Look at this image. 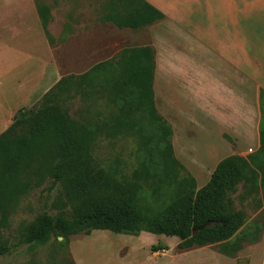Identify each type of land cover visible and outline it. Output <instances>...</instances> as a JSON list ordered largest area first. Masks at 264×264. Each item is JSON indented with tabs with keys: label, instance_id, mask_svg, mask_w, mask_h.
Returning a JSON list of instances; mask_svg holds the SVG:
<instances>
[{
	"label": "trees",
	"instance_id": "obj_1",
	"mask_svg": "<svg viewBox=\"0 0 264 264\" xmlns=\"http://www.w3.org/2000/svg\"><path fill=\"white\" fill-rule=\"evenodd\" d=\"M132 5L126 13L113 9L102 21L135 31L165 19L146 0ZM38 12L49 36V10L43 7ZM154 71L150 47L126 49L116 64L102 63L81 76L62 78L35 109L14 116L15 124L0 135V235L31 186L50 179L61 188L64 201L56 214L39 217L19 246L43 245L54 233L68 237L101 230L138 237L146 232L178 238L181 250L218 246L222 255L234 258L245 244L260 242L263 226L258 219L248 222L233 199L244 181L255 188L252 180L258 174L251 159H224L208 184L198 189L175 158L172 128L155 107ZM78 93L88 103L102 98L108 104L128 105L130 111L121 109L122 117L104 118L101 126L81 122L69 107ZM260 100L263 112L264 91ZM137 113L146 120L144 125L138 123ZM18 124H27L28 131L17 134ZM128 134L141 138L148 156L126 181L116 176L114 167L96 162L93 144L98 137L109 140ZM181 171L186 173L183 178ZM205 225L209 226L200 230ZM13 248L0 244V258ZM164 250L160 245L152 247L154 253Z\"/></svg>",
	"mask_w": 264,
	"mask_h": 264
},
{
	"label": "rangeland",
	"instance_id": "obj_2",
	"mask_svg": "<svg viewBox=\"0 0 264 264\" xmlns=\"http://www.w3.org/2000/svg\"><path fill=\"white\" fill-rule=\"evenodd\" d=\"M139 1L0 0V135L15 124V115L35 109L62 78L81 76L102 63L116 64L124 50L152 45L149 31L138 37L145 30L119 29L102 21L113 9L126 13L133 2ZM43 7L49 10V36L38 12ZM75 95L69 104L72 116L81 122L92 121L94 126L104 124L107 117H122L121 109L130 111L128 105L108 104L102 98L88 103L79 93ZM137 114L138 123L144 125L146 120ZM15 129L17 134H23L28 125L18 124ZM143 145L140 137L131 134L109 140L98 137L93 144V157L102 167H114L118 178L129 181L148 156ZM185 176L181 171L179 177ZM240 187L238 211L247 216L248 222L258 219L264 228V211L257 213L255 205H262V197L250 182L244 181ZM145 198L150 199L151 195ZM61 200L64 201L61 188L50 179L40 186H31L13 210L7 228L1 231L0 244L15 248L0 258V264H193L198 247L181 250L178 238L146 232L138 237L101 230L68 237L54 233L43 245L19 246L20 239L39 217L57 213ZM157 245L167 250L152 252ZM257 245L245 244L242 256L237 254L231 260L216 257L220 253L218 246L208 247L201 250L203 257L196 258V264H251L249 258Z\"/></svg>",
	"mask_w": 264,
	"mask_h": 264
},
{
	"label": "crops",
	"instance_id": "obj_3",
	"mask_svg": "<svg viewBox=\"0 0 264 264\" xmlns=\"http://www.w3.org/2000/svg\"><path fill=\"white\" fill-rule=\"evenodd\" d=\"M146 1L165 19L135 30L153 41L136 48L154 51L155 107L172 128L175 158L197 186L203 181L198 189L224 159L250 158L258 174L252 184L264 196V0ZM255 205L264 211L263 199ZM257 244L249 259L264 264V241Z\"/></svg>",
	"mask_w": 264,
	"mask_h": 264
},
{
	"label": "water",
	"instance_id": "obj_4",
	"mask_svg": "<svg viewBox=\"0 0 264 264\" xmlns=\"http://www.w3.org/2000/svg\"><path fill=\"white\" fill-rule=\"evenodd\" d=\"M209 225H205L204 227L200 228V230H203L205 228H207Z\"/></svg>",
	"mask_w": 264,
	"mask_h": 264
}]
</instances>
